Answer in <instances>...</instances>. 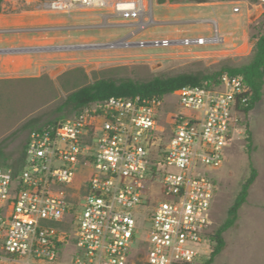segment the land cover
I'll return each mask as SVG.
<instances>
[{"label":"built area","instance_id":"2783aa9c","mask_svg":"<svg viewBox=\"0 0 264 264\" xmlns=\"http://www.w3.org/2000/svg\"><path fill=\"white\" fill-rule=\"evenodd\" d=\"M154 1L41 4L56 13L124 14L131 30L126 39L110 41L112 48L221 40L138 37L154 20ZM250 93L242 74L224 73L168 93L176 95L170 108L167 94L111 96L30 130L25 165L16 174L0 167V264H65L68 244L66 264H128L135 251L146 264H197L212 224L217 182L210 171L243 128Z\"/></svg>","mask_w":264,"mask_h":264},{"label":"rangeland","instance_id":"374dc122","mask_svg":"<svg viewBox=\"0 0 264 264\" xmlns=\"http://www.w3.org/2000/svg\"><path fill=\"white\" fill-rule=\"evenodd\" d=\"M3 2L7 4L5 12L18 14L33 9L41 0ZM235 4L241 7L240 12L232 11ZM149 16L154 20L140 38L218 35L223 40L204 46L112 48L108 47L110 41L126 39L131 30L124 14L51 12L28 20L47 19L48 25H67L47 35L53 37L54 44H67L68 51L56 55L51 65L43 64L35 76L0 78V149L7 157L6 163H14L22 155L29 129H21V125L30 119L41 125L49 119L72 115L73 112L62 108V103L79 86L101 77L145 80L154 75L211 73L223 66L239 67L250 61L256 38L264 32V4L256 0H165L163 3L155 0ZM211 22L218 26V31ZM14 35L2 34L3 38ZM20 44L17 40L1 41L0 47ZM164 100L170 108L169 102L176 100V95L167 94ZM163 117L162 125L168 133L169 126ZM242 119L243 128L223 152L221 165L210 171L217 182L210 232L225 219L228 207L249 175L250 166L256 170V177L238 210L235 225L223 232L224 248L209 264H264V83L260 101ZM204 247L206 253L197 264L208 259L211 249L207 240ZM72 250V244L63 247L65 264ZM128 264L146 262L135 251Z\"/></svg>","mask_w":264,"mask_h":264},{"label":"trees","instance_id":"16d2710c","mask_svg":"<svg viewBox=\"0 0 264 264\" xmlns=\"http://www.w3.org/2000/svg\"><path fill=\"white\" fill-rule=\"evenodd\" d=\"M0 0V11L2 3ZM165 0H157L158 3H163ZM170 2L174 0H168ZM202 1V0H197ZM251 59L247 64L239 67L223 66L219 70L204 73L202 71L181 72L173 75H154L145 80L132 79L129 77H101L92 82L79 86L68 93L62 103V108H67V112L73 114L82 110L88 104L95 101H104L111 96L125 97L139 94L141 96H160L171 93L188 85L202 84L205 80H216L218 77L227 74H242L250 89V95L247 100V105L244 107V113H248L254 105L260 101L262 97V86L264 83V32L261 33L254 43L252 48ZM72 114V115H73ZM65 117V116H64ZM59 118L47 120L45 123L38 125L36 119H30L21 125V129L32 130L34 128L43 127L55 122ZM249 132V131H248ZM25 144L20 158L14 163H6L7 157L0 149V167L11 168L13 174H16L25 165ZM256 177V170L250 166L248 177L239 187L232 204L228 207L226 217L221 224L213 231L207 234V239L211 246L209 256L202 264H209L225 246L223 232L235 225L234 222L238 219V210L246 201L248 188L253 183Z\"/></svg>","mask_w":264,"mask_h":264},{"label":"crops","instance_id":"0c3cea01","mask_svg":"<svg viewBox=\"0 0 264 264\" xmlns=\"http://www.w3.org/2000/svg\"><path fill=\"white\" fill-rule=\"evenodd\" d=\"M6 5V2H3L0 11V42L17 40L22 44L0 47V78L35 76L43 68V64L51 65L56 55L67 53V44H54L53 37L47 35L49 31L62 29L67 25H48L47 19L39 18L28 21L37 15L51 13L41 3L18 14L5 12ZM28 22L31 25H27ZM216 27L218 28L217 25ZM5 33L16 35L3 38L2 34ZM221 38L223 40V37ZM33 69L36 74L32 75Z\"/></svg>","mask_w":264,"mask_h":264},{"label":"bare ground","instance_id":"6f19581e","mask_svg":"<svg viewBox=\"0 0 264 264\" xmlns=\"http://www.w3.org/2000/svg\"><path fill=\"white\" fill-rule=\"evenodd\" d=\"M215 37V36H214Z\"/></svg>","mask_w":264,"mask_h":264}]
</instances>
